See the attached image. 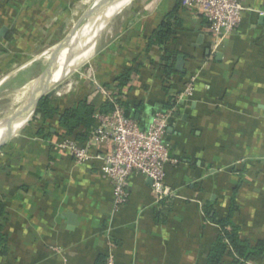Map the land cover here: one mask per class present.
<instances>
[{"label":"crops","instance_id":"obj_1","mask_svg":"<svg viewBox=\"0 0 264 264\" xmlns=\"http://www.w3.org/2000/svg\"><path fill=\"white\" fill-rule=\"evenodd\" d=\"M88 2L0 0V87L23 88L24 71L36 61L24 60L57 44L76 8ZM244 4L241 26L216 48L206 17L179 0H133L112 17L85 82L56 103L63 110L89 93L105 101L94 79L113 84L124 68L143 61L124 98L143 127L171 100L166 143L174 162L166 166V183L176 197L158 202L152 182L135 175L128 204L116 211L100 158L79 165L56 148L57 120L46 124L50 135L33 118L23 120L0 147V201L9 216V253L0 264H97L110 253L116 264H206L220 229L204 206L215 203L218 216H226L236 188L242 238H264V0ZM178 6L175 39L150 46ZM166 50L178 53L175 70L183 75L172 77L171 89L156 67ZM192 76L194 94L185 96Z\"/></svg>","mask_w":264,"mask_h":264},{"label":"built area","instance_id":"obj_2","mask_svg":"<svg viewBox=\"0 0 264 264\" xmlns=\"http://www.w3.org/2000/svg\"><path fill=\"white\" fill-rule=\"evenodd\" d=\"M179 1L183 9L195 10L206 17L215 48L241 26L247 9L244 0ZM260 14L264 15V12ZM195 82L194 76L186 82L185 96L194 94ZM94 85L106 100L114 104V110L95 115V128L84 145L63 139L55 144L56 148L69 153L79 165L100 158L101 171L113 188L116 211L128 204L129 184L135 175L152 181L151 187L158 202L176 197L166 183V166L174 162L166 143L170 113L162 110L155 112L143 127L135 118L127 116L117 98L95 79ZM122 99L125 100L124 97ZM107 264H116L111 253L107 257Z\"/></svg>","mask_w":264,"mask_h":264},{"label":"trees","instance_id":"obj_3","mask_svg":"<svg viewBox=\"0 0 264 264\" xmlns=\"http://www.w3.org/2000/svg\"><path fill=\"white\" fill-rule=\"evenodd\" d=\"M179 6L161 23L158 30L153 34L149 41L150 46H165L172 42L176 36L175 24H179L178 14ZM174 20V22H172ZM178 53L166 50L156 67L165 75V81L168 83L165 89H171L172 77L176 75L183 76L176 72L175 64ZM143 61L137 65L124 68L113 84H105L104 87L111 92L112 96L117 98L118 102L124 107L127 116L136 118L132 108L125 102L124 89L132 81V75L138 72ZM155 65V64H154ZM89 93L75 105L61 110L53 97L45 96L38 104L32 123H38L40 131L50 135V128L46 126L47 122L57 120L59 131L56 133L59 140L70 139L84 145L90 138L96 125L95 115L97 113L108 114L114 110V104L108 100L102 101L97 97L90 99ZM172 107L171 100L165 104L162 111ZM140 123V122H139ZM238 189L230 200L228 213L224 217H219L216 204L207 202L204 206L206 218L216 224L220 233L216 241L210 248L206 264H249L264 261V238L255 243L244 239L241 236V227L237 225L234 218L240 213L241 205L238 202ZM9 220L5 204L0 201V256L6 257L9 253L8 238L4 228ZM97 264H107V257H100Z\"/></svg>","mask_w":264,"mask_h":264},{"label":"bare ground","instance_id":"obj_4","mask_svg":"<svg viewBox=\"0 0 264 264\" xmlns=\"http://www.w3.org/2000/svg\"><path fill=\"white\" fill-rule=\"evenodd\" d=\"M114 2L106 5L98 15L90 19L84 25L85 30L84 32H82V37L80 38L79 36L80 39L78 41L75 40L76 42H74L64 50V52L67 53V57L61 60L58 65H54V68L49 71L43 81H48L49 79L53 78L52 82H60L66 77L67 74L70 73L72 69L81 66L93 57V55L95 54L94 52L97 49L96 42L98 41L101 31L106 27L109 19L122 12L133 2V0H117L114 4L113 11H111L110 9ZM79 50H82L84 52L78 53ZM39 82H41V80L31 82L27 86L8 94L9 99L13 101L12 108L11 111L0 120V125L6 123L14 115L17 109L24 104V100H27L31 96L28 95L30 94L31 90L34 89L33 92L35 93L39 90V84L37 85V83ZM73 86L74 84H69V88H72ZM20 122L21 121L17 122V124ZM6 132L7 126H5L4 124L0 127V137L5 135Z\"/></svg>","mask_w":264,"mask_h":264},{"label":"rangeland","instance_id":"obj_5","mask_svg":"<svg viewBox=\"0 0 264 264\" xmlns=\"http://www.w3.org/2000/svg\"><path fill=\"white\" fill-rule=\"evenodd\" d=\"M96 1L97 0H89V2L86 5L81 4V6H78L76 8L77 9L76 10L77 15H76L75 19L73 20V22L70 24L69 27L65 28V31L61 34L57 44L54 43V44H50L49 46H44V47L40 48L37 52H34V54H32L33 56L31 58H29L28 60H24V66L29 64L30 61L36 60L34 63H32V65H30L28 67V69H26L24 71V87L28 83H31L32 81H38V80L40 81V80H43L47 76L48 73L44 74V75H42V74L49 68V66L51 65L52 60H53L55 55H57V57H58V61L56 62L55 65H58V63H60L61 60L65 59L67 57L66 56L67 53L64 52V50L68 46H70L74 42L78 41L82 37V35H83L82 32H84V30H85L84 25L90 20V19L83 20L82 19L83 15L88 10V8L91 5H93ZM116 1L117 0H115V2ZM115 2L113 3V5L110 9L111 11H113V7H114ZM81 19H82V21H81ZM77 24H78V29H77L76 33L74 34V36L71 38L69 44L60 48V50H57V48L55 46L64 42L66 40V38L69 36V34L74 30V26ZM79 36H80V38H79ZM81 52H84V51H82V50L78 51V53H81ZM91 60L92 59L85 62L81 66L77 67L76 68L77 71L75 69L72 73H70L63 80H61V82L58 85L60 87V90L57 91L53 95V99L55 101L57 100L56 98L64 97L65 95H67L68 93H71L78 86H81V84H83L85 82V80H86L85 78H87L85 76V70L87 69L86 66ZM71 83L74 84V86L72 88H69V84H71ZM18 89H20V88H12V87H8L6 85H3L2 87H0V120L3 117H5L11 111V108H12V102L13 101L11 99H9L8 94L12 93ZM3 105H4V107H3ZM30 122H31V120H30ZM4 124L5 123L1 124L0 127Z\"/></svg>","mask_w":264,"mask_h":264},{"label":"water","instance_id":"obj_6","mask_svg":"<svg viewBox=\"0 0 264 264\" xmlns=\"http://www.w3.org/2000/svg\"><path fill=\"white\" fill-rule=\"evenodd\" d=\"M114 1L115 0H97L93 5H91L88 8V10L83 15L82 19L88 20V19L94 18L96 15H98L101 12V10L103 9L104 6L109 5ZM82 19H81V21H82ZM111 19H112V17L109 19V21ZM77 29H78V24L74 26V30L69 34V36L66 38V40L64 42H62L61 44H58L56 46L57 50H60V48L69 44L71 38L76 33ZM4 31H5V29L3 30V32ZM96 45H97V42H96ZM57 61H58V57H57V55H55L53 60H52L51 65L42 75L49 73V71L52 68H54V65L56 64ZM183 64H184V56L181 55L178 57L176 69L181 70ZM75 69L76 68L72 69L70 71V73H72ZM69 74H67L66 76H68ZM52 79L53 78L49 79L48 81L47 80L46 81L41 80V82L37 83V85L39 84V90L36 93L33 92L34 89L31 90L30 94H28L31 96L27 100L24 101V104L21 107H19L17 109V111L14 113V115L5 123V126H7V132H6L5 136L3 137V139L0 141V147L2 145H4L6 142H8L16 134L17 130L15 129V125L17 124V122L22 121V120L30 121L34 117V115L36 114L39 102L45 96L53 97V95L57 91L60 90V87L58 85L61 81L54 83V82H52Z\"/></svg>","mask_w":264,"mask_h":264}]
</instances>
